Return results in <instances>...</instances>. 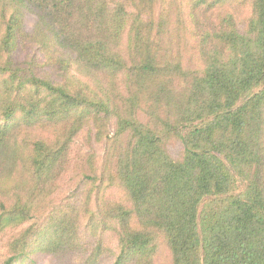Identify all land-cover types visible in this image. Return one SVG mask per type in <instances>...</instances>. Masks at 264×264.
I'll return each mask as SVG.
<instances>
[{"label": "trees", "instance_id": "trees-1", "mask_svg": "<svg viewBox=\"0 0 264 264\" xmlns=\"http://www.w3.org/2000/svg\"><path fill=\"white\" fill-rule=\"evenodd\" d=\"M222 1L189 6L206 64L182 98L172 86L181 61L163 46L173 31L163 11L156 17V0H0V233L50 208L75 136L105 116L116 128L89 226L116 234L110 264H153L158 235L171 264H264V0H253L247 32L231 14L207 24ZM167 140L180 144L179 158ZM111 163L124 200L100 192ZM238 179L246 184L235 192ZM80 212L53 209L43 245L25 250V230L8 242L15 253L4 264H37V252L53 264H99L106 248L100 239L83 246Z\"/></svg>", "mask_w": 264, "mask_h": 264}, {"label": "rangeland", "instance_id": "rangeland-1", "mask_svg": "<svg viewBox=\"0 0 264 264\" xmlns=\"http://www.w3.org/2000/svg\"><path fill=\"white\" fill-rule=\"evenodd\" d=\"M211 2V0H209ZM192 4V0H156L154 4V13L157 17L158 11H163L162 26L166 33L173 31L172 40L168 34L163 39V46L171 45L172 53L175 57L180 59L182 65V72L176 74L172 79L173 88L182 98L186 96L189 91L191 82V76L195 74H201L206 64V57L204 56V49H202L199 43L196 30L193 29L194 25L191 24L189 16V6ZM228 14H231L234 19V23L240 32H247L249 29L250 21L254 16L253 13V0H227L222 1L220 4L213 6L206 13L205 19L207 24L211 27H217L220 23H224ZM176 35L179 36L177 39ZM224 50V55H228L227 49ZM167 51V50H166ZM163 107V105H162ZM100 122V121H99ZM94 125L91 122L84 125L78 134L75 136L71 146V158L68 170L62 176L59 181V188L53 197V202L50 208L43 212H37L31 215L30 219L26 222L18 225L16 228H6L0 233V264H4L6 258L14 255L15 252L8 251V242L11 238L21 235L25 230L32 231L28 234L25 250H32L33 248H40L43 245L44 232H39L43 229L44 222L47 215L53 210L61 207H65L67 203L73 204L81 211L78 216V233L80 240L84 247H91L97 243L100 239L106 250L101 257L99 264H110L114 261L115 255L118 252V240L117 236L112 230H105L100 232L98 227L94 232L90 229L89 218L93 212H96V200L97 196V177L102 171L103 162L106 154L108 137L113 136L116 122L113 117H101V123L99 127L93 129ZM101 128V133H104L102 137H95V131ZM260 139L264 140V110H263V123L260 129ZM118 147H125V135L119 138ZM165 147L169 151V154L177 159L181 155L180 144L175 140L165 141ZM264 147V141H263ZM92 156L93 167L96 173L95 179L91 181L85 175L90 168L87 169V158ZM113 163H111V169L105 172L102 180V186L100 192L103 194L106 192L108 197L118 198L120 200L125 199L123 187L116 181L111 184L108 175L114 174ZM112 171V173H111ZM109 173V174H108ZM90 174V175H91ZM109 184L106 188L105 186ZM245 181L238 179L234 185V191L240 192L245 187ZM105 191V192H104ZM105 195V194H104ZM101 197V196H100ZM126 204H130L129 201H125ZM88 205V209L84 210V207ZM158 235V249L153 258V264H171V253L167 246H165L164 238ZM34 251L32 255L35 253ZM26 257H31L27 255ZM37 264H53L52 259L47 254L37 252L35 255ZM75 260L71 257L69 262ZM18 264V260L16 261Z\"/></svg>", "mask_w": 264, "mask_h": 264}]
</instances>
